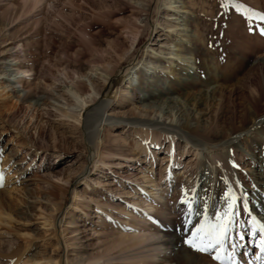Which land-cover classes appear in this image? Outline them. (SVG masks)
<instances>
[{
	"label": "rangeland",
	"instance_id": "rangeland-1",
	"mask_svg": "<svg viewBox=\"0 0 264 264\" xmlns=\"http://www.w3.org/2000/svg\"><path fill=\"white\" fill-rule=\"evenodd\" d=\"M189 1L187 15L193 29L188 28L189 37L179 47L189 63L188 69L184 64L176 66L185 71L178 83L165 71L170 68L165 53L175 49V32L158 27L160 36L151 41V31L145 30L133 49H128L137 27L145 20L155 24L160 18L154 1L38 0L24 6L23 0H0V213L5 219H0V264H23L32 259V264H137L134 258L124 263L119 257L125 244L111 246L107 242L134 236L135 221L127 218L136 216L139 221L141 206L133 203L142 199H151L160 218L159 210L167 206L166 198H171L163 216L170 228L169 237L179 240L171 264H219L212 258L217 254L215 249L200 253L186 241L205 220L215 223L229 202L233 203V215L221 253L225 264H235L234 253L238 249L243 252L249 241L255 250L260 237L255 233L250 236L252 223L248 218L239 219L234 191L252 206L256 199L264 200V120L259 129L248 132L252 113L264 117V101L252 93L264 84V73L256 64L257 57L264 56V36L260 35L264 20L257 18L264 15V0ZM168 2L177 6L179 1ZM23 7L38 8L29 14L23 13ZM146 47L149 50L145 53ZM121 57L124 59L119 62ZM133 58L144 61L150 71L141 69L137 78L134 75L129 95L120 93L107 117L156 119L168 124L173 118L174 126L199 127L215 144L237 138L221 157L211 152L214 149L196 156L182 147L170 150L167 140L154 143L134 128H124L125 123L116 122L108 134L103 132L102 159L87 177L86 186L77 180L88 163L85 138L61 116L73 105L60 83L61 75H90L91 68H106L109 62L112 66L118 63L116 69L122 70ZM15 68L29 71L31 81L8 84ZM92 77L100 87L98 77ZM218 90L232 97L237 111L232 112L228 100L221 104L213 101L208 108V92ZM115 99L116 94L111 101ZM227 172L235 181H230ZM57 177L67 185L58 188ZM96 180L104 181L105 186L100 188ZM186 188L191 191L183 196L180 190ZM163 195L166 198H158ZM87 197L107 206L99 210L89 202L83 215L79 208ZM182 200L192 203L191 216ZM109 206L119 209L114 212ZM169 208L172 214L167 216ZM147 212L150 210L144 214ZM51 217L59 224V231L65 229L60 234L42 230V219ZM255 218L263 223L264 214ZM179 246L184 253L178 251ZM131 250L147 256L140 246Z\"/></svg>",
	"mask_w": 264,
	"mask_h": 264
},
{
	"label": "bare ground",
	"instance_id": "bare-ground-1",
	"mask_svg": "<svg viewBox=\"0 0 264 264\" xmlns=\"http://www.w3.org/2000/svg\"><path fill=\"white\" fill-rule=\"evenodd\" d=\"M37 1L38 0H23L24 6L29 5L30 3L35 4ZM151 1H154L153 3L156 7L157 14L160 18L156 21L155 24L145 20L143 24L137 27L138 28L137 30L134 28L136 30V33L133 31L135 33L134 37H132L131 40L127 38V40H129L128 42H130L129 45L131 47L128 49L129 50L133 49L132 47L133 44L136 43L137 37L140 36L145 30L149 29L151 31L150 33L151 35H153L151 37V41L154 39V37L157 36L158 38L160 36L158 35V33L160 32L158 30L159 29L158 27H162L164 30H168V32H172V33L175 32L176 43L172 46L175 49H170L168 53H165L167 57L169 56L167 60H169V67H170L169 69L165 68V71L167 74L169 75L171 74L174 77H176L178 80L177 82L180 83L181 82L180 75H183L185 71H181L177 69L176 66L179 64H184L188 69L187 66V64L189 63L188 57L183 56L184 54L182 55L181 49H179V47L183 46V44L186 42V38L189 37V35L187 34L189 33L187 31L188 28L193 29L192 19L189 17V15H187L190 12L188 10V7L190 6L191 3L189 0H178L179 5L177 3V6H172V5L170 6L172 2H168V1L171 0H151ZM36 8L38 7H23L22 10L23 13H26L28 11V13L30 12L29 14H32V12ZM131 36L132 35H130V37ZM148 50L149 47H146L145 53L148 52ZM127 54L128 53L126 52L125 55ZM123 59L124 57L123 58L121 57V60H119V62H121ZM148 64L152 65V62H149ZM206 64L209 65V60L206 61ZM256 64L260 67V70H262L261 72L263 74L264 56L257 57ZM117 65L118 63L112 66V63L109 62L106 68L101 67L102 65L91 68L92 69L91 73L93 75L95 74L101 83L100 87H97L95 85L96 83L94 81V78L92 77V74L82 75L79 74L78 72L77 73L74 72L70 75L68 74L70 72H68V73H63L61 75L62 81H60V83L63 84L64 92L73 100V105L70 108L66 109L64 112H61V116L66 119H69L72 127H74L77 130H80V132H82V135H84L85 138V143L83 145L84 148L86 146L87 149L86 156L88 158V163L86 167L78 175L77 180L78 181L83 180V183L86 186L88 185V183L86 182L87 177L91 176V173H94L97 170L96 164H99L100 160L102 159V155L100 154L99 150L102 145L103 132L108 134L110 132V129L116 126V122H123L121 124L125 123V126H123L124 128L125 127L134 128L135 131L141 132L144 135L143 138L150 139L154 143H158L159 139L167 140L168 149L170 150H172L174 147L175 148L182 147L183 151L185 152H192V153L196 152V156L200 155L201 153L209 152V150L211 149H214L211 152L214 155L221 157L222 152L226 148H228L229 144H232L233 141L237 138V136L236 137L234 136L232 137V139L230 140L227 139L223 143L215 144L207 137H205V135L203 136L202 133H200L199 127L184 129V127L174 126L173 124H171L174 120L173 118H169L171 119V121L168 124L164 122H158L156 119L144 120V121L129 120V119L117 120L107 117L106 113L110 112L112 109L110 105L116 102V100L121 96L120 93H125L126 95H129V90L134 85L133 83H135L134 75H136L137 78L139 72H142L141 69H143L145 73L150 71L147 68V65H145L144 61L143 62L138 61L135 58H133L127 64V66L122 70H117L116 69ZM99 67H101V69H99ZM117 72H119V75H117L118 74ZM31 76L32 75L29 71H23L20 70L19 68H15V74L13 78L11 80H8L7 82L8 84L11 83L12 85H21L22 81L24 80L29 81L31 79ZM252 93L254 95V98L263 102L264 84L263 86L260 85L257 86L256 89H253ZM115 94H116V99L114 101H111L115 97ZM207 98L209 101V103L207 104L208 108H210L213 105L212 103L213 101L219 102L221 104L225 100H228L229 102H232V105L230 107L232 112L237 111L235 103L233 102V100H231L232 97H227V94L223 90H218L217 93H215V91H209ZM88 107L91 108L88 109ZM250 118L249 120H251V127H249L248 132L249 131L254 132L261 127V124L263 123L262 120H264V117L257 114L254 115L252 113ZM175 138H178L176 139L177 141H175ZM218 146H220L221 149L217 151L216 148ZM229 174L230 173L227 172L230 181H235L234 177ZM54 180L56 181L58 188L67 185V182L64 181L63 178L57 177ZM96 184L100 188L105 186L104 181L102 180H96ZM232 185H234V189L236 190L237 185L231 183V186ZM188 190L191 191L190 189L186 188V189H181L180 192L182 193L183 196H186L189 193ZM72 195L74 200L78 198V196L75 193H73ZM234 196H237L235 198V208L240 211L239 219L241 221H244L246 217L250 220V222L252 223V227L250 228V236H252L253 233L258 234L261 242V238H262L261 228H264V221L263 223L259 222L258 220H256L255 216L257 214L260 216L264 214V200L259 201V199L255 198L256 205L252 206L249 200L245 196H243L240 192L234 191ZM158 198L164 199L166 198V196L163 195V196H159ZM87 199L88 201H86L85 205L82 208H79V211H82L83 215H86L85 212H83V210H85V208L88 207L89 202H93L96 208L99 210H103L105 209L103 207L107 206L106 203H102L98 199H94L92 197H87ZM150 201L151 199H142L140 201H136L135 203H133V205L140 204L141 206L139 221L136 220L137 219L136 216H131L130 218L129 217L127 218V220H130L132 218L135 221V224H133L134 236L125 235V236H121L116 240L113 241L110 240L107 242L111 246L116 244L126 245L123 249H121L122 254L119 256L122 258L124 263L128 262L131 258H134L132 260H137V264L143 262H152L157 258L154 264H171L170 260L172 261L174 258H176V256L174 257L173 253L175 249H177L176 245L178 244L179 240L177 237H169L170 228L167 226L163 218L166 209H168V205L171 204L170 203L171 198L168 199L166 198V201L164 203L167 206H164V208L159 210V212L161 211L162 214V217L160 218L158 212L154 211L156 210V205L150 203ZM109 207L107 209H109ZM110 208H112L114 212L118 211L119 209V207H114V208L110 207ZM169 209L170 210L168 211L167 216H170L172 214V208ZM148 210H150V212L144 214V212ZM245 210H249V213H246ZM5 217L7 219H10V217L7 215ZM0 219L5 220L3 219V214L1 213H0ZM41 224H42V230L44 232L45 230L50 229L53 230L54 233L60 234V232H63L65 230L64 229L63 231H59L60 229L59 224L55 223L52 217L43 218ZM159 224H164V225L160 226ZM23 236L26 238L30 237V235L28 234H24ZM260 242L254 244L255 250L252 249V245L250 241L247 244L245 250H243V252H241L240 249H238L234 253L235 264H245L246 262L247 264H264V252L261 251ZM136 246H140L141 248L146 249V252L144 254H146L147 256L140 257L141 255L140 253H134V251H132L131 249ZM178 249H180L178 250L179 252L184 253L183 249H181L180 246ZM154 253H157L158 255H154ZM184 257L179 256L181 260H185ZM33 262L34 259H32L31 261H25L23 264H32ZM43 264H50V263L49 261H46ZM55 264H67V263H63V261L62 262L58 261ZM112 264H114V262H112Z\"/></svg>",
	"mask_w": 264,
	"mask_h": 264
},
{
	"label": "snow or ice",
	"instance_id": "snow-or-ice-1",
	"mask_svg": "<svg viewBox=\"0 0 264 264\" xmlns=\"http://www.w3.org/2000/svg\"><path fill=\"white\" fill-rule=\"evenodd\" d=\"M236 7V5H233ZM259 20H264V15L257 17ZM260 35L264 36V29L260 30ZM0 187H2V180H0ZM228 199V197H226ZM181 203L187 205L189 216L192 213V203L188 200H182ZM233 215V203L229 202L227 209L222 215L216 216V222L209 224L207 220L201 223L191 233V238L186 241L190 248L200 253H208L213 249L216 250V255L212 258L219 261V264H225V257L221 255L224 251L225 241L228 239V234L231 225V217ZM190 223V220L188 221ZM262 238L260 242L261 251L264 252V228H261ZM243 239V237H240ZM231 260V257L227 258Z\"/></svg>",
	"mask_w": 264,
	"mask_h": 264
}]
</instances>
